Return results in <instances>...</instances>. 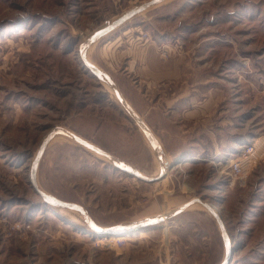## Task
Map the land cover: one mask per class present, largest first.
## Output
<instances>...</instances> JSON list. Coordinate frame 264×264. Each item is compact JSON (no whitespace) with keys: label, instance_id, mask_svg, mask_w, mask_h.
Masks as SVG:
<instances>
[{"label":"rangeland","instance_id":"obj_1","mask_svg":"<svg viewBox=\"0 0 264 264\" xmlns=\"http://www.w3.org/2000/svg\"><path fill=\"white\" fill-rule=\"evenodd\" d=\"M148 1L0 0V208L8 207L0 210V264H222L226 248L209 210L194 204L173 215L194 199L217 207L232 250L231 264H264V190H255L264 181V155L253 158L239 179L223 164L199 162L169 169L176 161L163 148L166 177L146 183L57 130L47 148L59 146L69 157L55 159L43 181L38 167L39 189L80 204L99 228L169 214L162 222L121 236V241L95 234L83 215L45 202L31 184L40 146L57 128L147 177L159 176L161 166L151 143L113 89L95 77L80 56L90 35ZM126 30L127 37L118 41L121 50L133 39L140 47L152 44L162 60H190L193 77L197 73L209 78L206 86H218L214 117L218 108L220 119L227 117L228 104L234 105L235 160L242 159L256 139H263L261 84L240 78L243 71L232 77L229 67L264 68V0H168L91 46L88 61L112 77L134 109H143L136 65L135 77L125 73L128 60L105 47ZM141 117L147 121V115ZM150 128L162 146L157 130ZM229 182H234L231 188Z\"/></svg>","mask_w":264,"mask_h":264},{"label":"crops","instance_id":"obj_2","mask_svg":"<svg viewBox=\"0 0 264 264\" xmlns=\"http://www.w3.org/2000/svg\"><path fill=\"white\" fill-rule=\"evenodd\" d=\"M129 32L130 30H126L114 39H110L105 43V47L110 49L109 52H115L114 54L118 55L119 59L123 57L128 60L129 67H125V73H132L135 77L136 65L139 83L138 97L146 104V107L143 109L135 107V111L140 116L141 114L147 115L146 123L149 127L157 130L162 141V148L172 154V159L176 163L178 162L177 165L206 162L214 166L227 165L230 169L231 163L235 161L234 154L237 149L234 139L237 123L234 105L228 104L227 117L224 116L220 119L219 108L217 116L214 117L220 93L218 86H206L209 78L205 80L202 75L197 73L193 77L192 70H189L191 68L190 60L183 62L172 58L162 60L158 54H155L151 47L152 44L140 47V44L135 45V39H133L134 41L131 40L130 45L128 44L124 50H121L118 41L127 37ZM121 42L123 41L121 40ZM135 46L139 49L135 50ZM178 61L180 65L177 67ZM229 68L231 76L234 78L237 71H243V75L238 74L240 78L259 80L264 93V68L259 66V68L250 70L247 66L237 68L234 64ZM58 147L53 146L51 150L46 148L44 152L39 165L42 181L45 171L53 166L55 159L66 154L69 157V152L60 153ZM165 157L164 155L163 159ZM257 166L261 167V162ZM227 185L231 188L234 182H229ZM253 187L254 184H250V188L253 189ZM255 190L263 191L264 181L260 182L259 188H255ZM7 209L6 205L0 208L5 211ZM8 215H11V209L8 210ZM200 236L203 241L207 238L205 233Z\"/></svg>","mask_w":264,"mask_h":264},{"label":"water","instance_id":"obj_3","mask_svg":"<svg viewBox=\"0 0 264 264\" xmlns=\"http://www.w3.org/2000/svg\"><path fill=\"white\" fill-rule=\"evenodd\" d=\"M168 0H150L148 2H144L141 5H138L130 10H128L127 12L123 13L121 16H119L116 20H114V22H112L111 24H109L106 28L102 29V30H98L97 32L93 33L92 35H90L84 42L80 51V56L85 64V66L93 73V75L95 77H97L100 81L108 84L113 91L115 92L118 100L120 101V103L122 104V106L124 107V109L127 111V113L129 114V116L135 121V124L139 127V129L144 133V135L147 137V139L149 140V142L151 143L153 150H154V154L157 157V159L159 160L160 164H161V172L159 174L158 177L155 178H151V177H147L145 175H143L137 168H135L134 166H131L129 164H127L126 162L122 161L121 159H119L118 157L106 152L105 150L97 147L96 145L86 141L83 138H80L76 135H74L73 133L63 129V128H57L54 131H52L49 136L43 141V143L40 146L39 152L31 166V175H30V181L31 184L33 186V188L35 189V191L41 196V198H43V200L45 202H54L57 203L63 207H67L70 209H75V210H79L83 213V217L85 222L87 223L89 229H91L95 234L97 235H103V236H124V235H128V234H132L136 231L142 230L144 228H147L149 226H153L155 224H157L158 222H162L164 221V219L158 218V219H151V220H146L140 223H135V224H131L128 226H117V227H110V228H99L97 227L93 221L92 218L89 214V212L80 204L77 203H73V202H66V201H62L56 197H54L53 195L41 191L39 189V187L37 186L36 182H35V174L37 172V169L40 165L41 159L43 157V154L49 144V142L55 137V134L58 131L64 132L65 134H67L68 136H70L71 138H73L75 141H77L78 143H80L81 145H83L84 147H87L93 151H95L98 154L104 155L105 157L109 158L110 160H112L113 162L116 163V168H119L120 170H122L123 172L128 173L131 176L136 177L137 179H139L140 181L146 182V183H154V182H158V181H162L163 179H165L166 177V173L163 170V163H161V157L164 153V150L157 138V136L155 135V133L152 131V129L149 127V125L146 123V121L135 111V109L129 104V102L126 100V98L124 97L123 93L121 92L120 88L117 86V84L115 83V81L112 79V77L108 74H106L105 72H103L101 69H99V67H97L94 64H91L88 60H87V51L89 50V48H91V46H93L94 44H96L97 42H99L103 37H105L106 35H108L111 31L115 30L116 28L120 27L121 25H123L125 22L129 21L130 19L134 18L137 15H140L141 13H143L144 11L155 7L157 5H160L164 2H166ZM178 162L176 164H171L170 168H173L175 165H177ZM193 202H200L201 204H203L204 207H206L209 212L213 215V217L215 218V220L217 221L218 225H219V229L221 232V236L222 239L224 241L225 244V248H226V253H227V257L225 259V261L222 262V264H231V260H232V250L229 246V239H228V235L225 229V224L224 221L220 215V213L218 212V210L215 211L214 206L212 203H206L201 199H194L182 206L179 207V209L173 213V215H176L182 211H184L185 209L188 208L189 205H191V203Z\"/></svg>","mask_w":264,"mask_h":264},{"label":"built area","instance_id":"obj_4","mask_svg":"<svg viewBox=\"0 0 264 264\" xmlns=\"http://www.w3.org/2000/svg\"><path fill=\"white\" fill-rule=\"evenodd\" d=\"M264 136V130H263ZM264 139V137H263ZM256 143L247 147V149L242 154V159H236L232 165L230 166V170L236 178L241 179L243 176L247 174V169L250 168L252 159L256 158L257 156H262L258 154V151L255 149ZM264 155V154H263ZM16 228L19 229V225H16Z\"/></svg>","mask_w":264,"mask_h":264},{"label":"bare ground","instance_id":"obj_5","mask_svg":"<svg viewBox=\"0 0 264 264\" xmlns=\"http://www.w3.org/2000/svg\"><path fill=\"white\" fill-rule=\"evenodd\" d=\"M118 18V17H117ZM116 18V19H117ZM115 19V20H116ZM112 22H114V20L113 21H111L109 24H111ZM108 24V25H109ZM107 25V26H108ZM106 26V27H107ZM105 27V28H106ZM88 60V59H87ZM256 148V150L258 151V154L259 155H263L264 154V139H262V138H258V139H256V146H255ZM163 156H164V154L162 155V157H161V163H163V170H164V172H166V170H167V163H166V160L165 159H163ZM160 166H161V164H160ZM41 190V189H40ZM42 191V190H41ZM194 204H201L200 202H193V203H191V205H194ZM191 205H189V206H191ZM203 205V204H202ZM188 206V207H189ZM214 206V209H215V211L217 210V207L215 206V205H213ZM73 210H75V209H73ZM75 211H77V212H79L81 215H83V213L81 212V211H79V210H75ZM169 214H167V215H165V216H163L162 218L165 220L166 218H167V216H168ZM123 236V235H122ZM123 239V237H121V236H114V237H112V240L113 241H121Z\"/></svg>","mask_w":264,"mask_h":264}]
</instances>
